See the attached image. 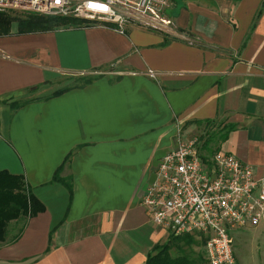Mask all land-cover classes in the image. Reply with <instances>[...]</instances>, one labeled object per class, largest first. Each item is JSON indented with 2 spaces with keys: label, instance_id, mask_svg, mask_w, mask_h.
<instances>
[{
  "label": "crops",
  "instance_id": "0c3cea01",
  "mask_svg": "<svg viewBox=\"0 0 264 264\" xmlns=\"http://www.w3.org/2000/svg\"><path fill=\"white\" fill-rule=\"evenodd\" d=\"M263 3L171 0L174 35L14 23L0 37V172L24 177L45 210L9 224L0 264H146L172 236L141 199L178 135L227 132L214 153L262 177ZM59 169L72 192L53 182Z\"/></svg>",
  "mask_w": 264,
  "mask_h": 264
},
{
  "label": "built area",
  "instance_id": "2783aa9c",
  "mask_svg": "<svg viewBox=\"0 0 264 264\" xmlns=\"http://www.w3.org/2000/svg\"><path fill=\"white\" fill-rule=\"evenodd\" d=\"M165 0H0V14L20 13L98 23L127 35L129 27L175 33ZM203 141L178 135L141 199L150 220L172 237L198 235L208 264H237L231 232L264 224V175L232 154L203 155Z\"/></svg>",
  "mask_w": 264,
  "mask_h": 264
},
{
  "label": "trees",
  "instance_id": "16d2710c",
  "mask_svg": "<svg viewBox=\"0 0 264 264\" xmlns=\"http://www.w3.org/2000/svg\"><path fill=\"white\" fill-rule=\"evenodd\" d=\"M263 6L264 3L262 7ZM73 21L76 20L34 14H22V16H20L19 13H2L0 14V37L8 35L14 23L18 24L20 33H38L51 31L58 26H63ZM90 82L91 80H87L84 85H87ZM65 91L66 90H62L57 94H61ZM228 130L230 132L233 130V127L230 126ZM226 133L218 131V140H223ZM205 143L204 145L206 146L208 143ZM70 157H68L66 162L69 161ZM60 172L61 169L55 173L53 182L64 184L67 186L68 190L72 192L70 182L61 179L59 175ZM44 210V206L33 195L32 189L26 183L24 177L14 176L6 171L0 172V243L5 244L7 242V228L11 222L17 220L28 221L44 212ZM22 233L23 229L19 231L9 243H15ZM169 244L170 241L164 246L157 247L155 250L158 253L155 256H150L146 264H163L166 258L160 259V255L169 249Z\"/></svg>",
  "mask_w": 264,
  "mask_h": 264
},
{
  "label": "rangeland",
  "instance_id": "374dc122",
  "mask_svg": "<svg viewBox=\"0 0 264 264\" xmlns=\"http://www.w3.org/2000/svg\"><path fill=\"white\" fill-rule=\"evenodd\" d=\"M168 1V2H167ZM170 6L171 0H166ZM172 6V5H171ZM17 14V13H16ZM170 16L169 11L167 12ZM20 16L22 14L19 13ZM91 26L101 27L98 23H90ZM15 28L13 25L12 29ZM107 69V71H110ZM90 77L74 78L69 86L84 84ZM215 128V127H214ZM218 129L211 128L198 136L202 141L208 143L203 146V155L209 159L219 146L217 135ZM205 143V144H206ZM19 231H13V237ZM231 242L237 264H264V224L254 227H245L231 232ZM204 240L198 236L170 237L169 249L161 254V258H166L163 264H208L204 256Z\"/></svg>",
  "mask_w": 264,
  "mask_h": 264
},
{
  "label": "snow or ice",
  "instance_id": "6c2138e0",
  "mask_svg": "<svg viewBox=\"0 0 264 264\" xmlns=\"http://www.w3.org/2000/svg\"><path fill=\"white\" fill-rule=\"evenodd\" d=\"M57 2H59V0H57Z\"/></svg>",
  "mask_w": 264,
  "mask_h": 264
}]
</instances>
